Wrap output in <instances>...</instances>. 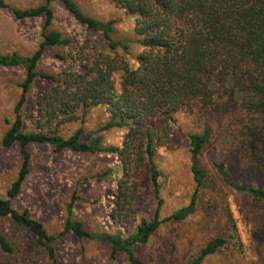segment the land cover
I'll return each mask as SVG.
<instances>
[{"label":"rangeland","instance_id":"1","mask_svg":"<svg viewBox=\"0 0 264 264\" xmlns=\"http://www.w3.org/2000/svg\"><path fill=\"white\" fill-rule=\"evenodd\" d=\"M11 5L35 7L44 0H7ZM87 15L112 22V37L128 46L114 52L108 47L101 31L78 22L61 0H54V20L51 29L59 31L69 43L50 46L38 63V70L57 74L64 69L77 70L89 58L99 53H113L136 64L144 46L136 35L135 17L114 0H75ZM44 17L18 19L8 9L0 8V54L28 56L41 41ZM23 66H0V197L8 198L7 190L17 178L22 164L21 145L17 141L8 147L3 137L15 119L14 108L25 80ZM115 78L119 82V74ZM50 87L36 79L27 94L23 107V131H47L38 117L42 93ZM245 105V104H244ZM241 112H219L197 103L173 114L161 125L152 128L155 145L154 162L161 171V216H168L189 204L197 182L192 171L196 160L207 173L198 188L197 206L185 220L164 223L147 243L135 246L137 258L146 263L185 264L196 258L211 240L223 237L226 243L207 256L202 264H264V201L252 194L233 188L218 173L216 164L223 163L235 183L264 189V160L257 159V151L264 150L250 142L247 125L254 114L245 107ZM233 110V111H232ZM80 120L62 124L57 133L69 138L82 130L81 140L88 142L96 130L102 136V147H122L126 126L104 130L111 120L104 106L98 105L80 112ZM257 117V115H256ZM209 133V139L195 157L191 149V135ZM262 148V149H261ZM30 173L20 194L12 204L44 224L48 234L64 231L67 219L66 204L76 189L81 196L73 208V218L81 221L86 230L96 233L132 235L142 219L153 218L157 199L151 182L148 160L141 166V174L125 173L120 153L57 152L50 144H30ZM264 158V156H263ZM262 158V159H263ZM260 164V167L258 165ZM128 187L133 197L125 201L122 189ZM231 212L236 224L228 216ZM115 214V215H114ZM3 234L19 254L5 252L0 246V264H49L46 250L35 246L31 257L23 255L30 231L11 218L0 220ZM62 264H130L126 255L112 256L110 245L99 239H79L66 232L51 243ZM30 256V255H28Z\"/></svg>","mask_w":264,"mask_h":264},{"label":"trees","instance_id":"2","mask_svg":"<svg viewBox=\"0 0 264 264\" xmlns=\"http://www.w3.org/2000/svg\"><path fill=\"white\" fill-rule=\"evenodd\" d=\"M53 1L44 0L38 6L20 8L7 0H0V8L10 10L18 19L44 17L41 41L33 54H0V66H23L26 70L25 80L21 84L22 94L14 108L15 119L3 137V144L8 147L20 142L23 161L17 178L7 190L8 198L0 197V220L11 218L30 231L33 238L27 242L28 251L23 255L31 257L35 254V246H42L47 252L49 264H62L51 243L66 232H72L79 239L102 240L110 245L113 257L123 253L130 264H158L137 258L135 246L147 243L164 223L185 220L194 213L198 188L204 184L207 173L195 160L192 171L197 188L189 204L162 217L161 171L154 162L152 128L193 103L224 113L231 109L241 112L240 107L246 105V109L254 114L253 122L247 125L252 137L250 142L257 145L262 142L264 146V0H114L135 17L134 31L144 46L136 64L111 53L118 47L128 49V46L112 37L111 21L103 22L87 15L75 0H61L78 22L101 31L112 51L95 54L77 70L64 69L51 74L38 70V63L48 47L69 43L59 31L51 29ZM116 74H119L118 83ZM38 78L50 85L42 93L37 112L41 124L48 128L46 132H24L23 107L27 94ZM98 105L104 106L111 117L104 130L123 126L128 128L121 149L102 147L100 129L88 142L81 140L82 130L69 138L57 133L62 124L80 120V112ZM208 139V132L191 135V149L195 157ZM30 144H50L57 152L68 149L75 152L120 153L125 173L130 175L141 174V166L146 164L147 159L157 199L153 218L142 219L134 233L126 237L90 232L81 221L73 218V208L81 200L74 189L66 204L64 231L58 235L48 234L41 221L12 204L30 173ZM256 156L264 160V150L257 151ZM216 168L233 188L264 201L263 188L248 186L245 181L235 183L223 163H217ZM121 192L127 202L134 195L128 187ZM228 216L236 229L230 211ZM226 242L223 237L209 241L196 258L185 264H202L207 256L217 252ZM0 246L11 255L19 254L1 228Z\"/></svg>","mask_w":264,"mask_h":264}]
</instances>
